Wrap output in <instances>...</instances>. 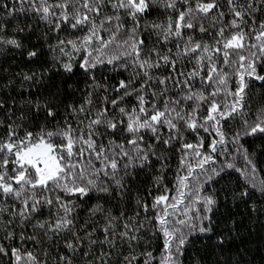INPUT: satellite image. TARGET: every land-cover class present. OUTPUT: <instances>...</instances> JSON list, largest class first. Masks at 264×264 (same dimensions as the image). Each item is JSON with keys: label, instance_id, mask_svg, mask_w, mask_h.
I'll return each mask as SVG.
<instances>
[{"label": "snow or ice", "instance_id": "obj_1", "mask_svg": "<svg viewBox=\"0 0 264 264\" xmlns=\"http://www.w3.org/2000/svg\"><path fill=\"white\" fill-rule=\"evenodd\" d=\"M250 228L264 0H0V264H254Z\"/></svg>", "mask_w": 264, "mask_h": 264}, {"label": "trees", "instance_id": "obj_2", "mask_svg": "<svg viewBox=\"0 0 264 264\" xmlns=\"http://www.w3.org/2000/svg\"><path fill=\"white\" fill-rule=\"evenodd\" d=\"M24 17L21 16L20 20L21 22L24 21ZM242 211V209H241ZM248 231L253 232V235L251 237L248 236L247 232H245L242 236L238 237L235 241H233L231 238H229V246H231L233 249L235 248H243L245 246L250 248V258L253 260L254 264H264V251H259V241L255 234L254 229H249Z\"/></svg>", "mask_w": 264, "mask_h": 264}]
</instances>
